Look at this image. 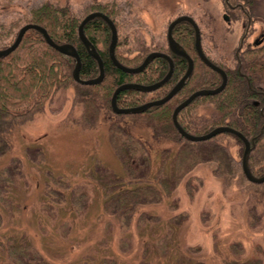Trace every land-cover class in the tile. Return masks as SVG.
Listing matches in <instances>:
<instances>
[{"label":"rangeland","instance_id":"1","mask_svg":"<svg viewBox=\"0 0 264 264\" xmlns=\"http://www.w3.org/2000/svg\"><path fill=\"white\" fill-rule=\"evenodd\" d=\"M43 1L65 7L81 20L84 13L91 10L92 1L110 0H0V25L11 30L8 38L0 36V39H9L16 29L18 31L20 26L17 25L25 20L30 9ZM112 1L121 9L119 19L123 22H128L130 8L132 11L140 8L137 0ZM157 1L167 6L171 0ZM207 5L195 4L197 9L190 11L198 17L206 7L207 13L214 15L210 22L217 27L219 35L225 27L217 17L219 8L215 10ZM157 18L149 20L152 32L165 27V14L160 17L161 21ZM124 28L122 25V35L127 31ZM214 46L210 48L208 44L209 52L219 55L218 50L213 52ZM120 48L127 55L129 50L138 47ZM58 87L51 89L42 108L0 126V151H4L0 167L4 164L9 173V176L0 173V184L11 178L12 186H34L33 189L38 186L39 191L45 187L58 188V198L64 196V199L55 204L58 207L55 220L66 224L60 234H67L82 244L86 241L84 235L94 238L95 233L100 232L97 237H103L107 232L109 224L100 214L104 210L110 213L112 207H106L113 203V196L123 194L136 183L146 188L150 186V192L133 200L135 204L142 201L145 206L141 216H136L139 219L126 221L123 213L129 206H122L124 218L117 225L120 230H112L121 231L124 237L111 264H175L183 256L200 254L206 257L207 264H239L232 256L243 253L264 259V186H247L248 180L238 172L236 158L242 144L232 138L221 143L216 135L195 141L162 138L161 132L156 134L148 129L143 116L135 118L132 113H115L90 102L91 91L87 84L68 80ZM200 106L198 114L207 117L208 107L205 103ZM127 133L137 134L139 140L127 138ZM157 136L162 140L156 139ZM4 141L7 144L4 145ZM225 148L232 159L224 155ZM254 153L253 165L257 166L264 161V153L261 150ZM216 159L223 162L228 174L213 170ZM216 173L225 186L216 183ZM200 181L201 184L204 181L203 186H197ZM209 183L212 186H206ZM114 221H117L115 216ZM110 231L105 234L108 235L106 247L115 244L116 234ZM45 234L39 235L38 242L47 251L48 258L55 259L51 264H85L81 247L53 251L48 247L51 240L57 244L61 241L52 238L51 235H55L52 230H46ZM225 257L230 260L223 262ZM38 259L30 257L28 264H38ZM198 261L190 264H200Z\"/></svg>","mask_w":264,"mask_h":264},{"label":"trees","instance_id":"2","mask_svg":"<svg viewBox=\"0 0 264 264\" xmlns=\"http://www.w3.org/2000/svg\"><path fill=\"white\" fill-rule=\"evenodd\" d=\"M89 7L91 10H104L107 7L112 12L116 10L115 2L110 1L95 2ZM24 18L25 20L20 22L17 25L18 27L28 22L38 24L46 29L54 42H68L75 47L80 57L79 75L81 78H92L98 74L96 60L88 54L78 38L77 25L80 17L73 15L65 7H58L48 1H43L39 6L31 8ZM4 28L3 25H0V36H4V39H6L9 37L11 30L9 27ZM83 30L103 62L104 74L101 81L95 84H87L91 91L88 96L89 101L99 103L100 107L110 109V97L114 89L121 83L127 81L153 82L162 75L166 68L164 62L153 60L140 72L129 73L123 71L109 57V28L106 22L100 17H93L83 24ZM16 33L17 29L9 39H0V48L9 45L15 38ZM190 46V54H195L193 40H191ZM120 53L121 51H117L115 47L114 54L117 60L126 66L137 65L144 55L143 53L129 57ZM252 57L253 59L247 63L251 76L250 83L260 81L264 85V51L254 53ZM73 65L74 59L72 56L60 52L47 43L37 29L28 28L16 48L0 57V126L3 127L11 120L13 121L31 111L42 108L43 101L51 89L59 88V85L68 80L73 81L71 74ZM194 72L195 74L181 91L187 95L191 89L198 87L201 81H214L216 79V74L202 64L196 63ZM246 85V76L232 79V83L230 81L227 90L207 96L218 97V112L198 122L197 117H194V113L190 109V113L186 116L187 124L195 128V132L202 133L218 124L228 123V125L240 130L246 136L250 134L256 136L257 149L264 150V107L260 109L261 105L257 107L248 103L245 104L246 106L243 105L244 97L247 95L245 90L248 89ZM186 89L190 90L186 91ZM143 95L144 92L135 89H123L116 94V103L119 106L135 105L142 101ZM180 98L173 96L161 105L150 106L145 111L132 113V115L135 118L143 116L148 129L156 134L161 132L164 135L161 136L162 138L170 137L171 140L182 138L171 121L173 106ZM200 98L202 97L196 99L199 100ZM194 122L197 123L195 126L193 125ZM126 137L132 139L136 137L138 139L137 134L132 136L127 133ZM156 139L162 140L158 136ZM5 141L4 145L7 144ZM7 151L8 149L5 152ZM176 154H178V151H176ZM2 155H4L3 150L0 151V157H3ZM6 170L8 169L3 164L0 167L1 175L7 174L9 176ZM12 181L13 179L10 178L0 184V264H28L30 261L28 258L34 256L39 258L38 264L55 262L54 258H48L47 251L38 242L40 240L39 235L42 237L43 232L45 234L46 230H52L55 233V235H51L52 238H58L61 241L57 244L51 240V245L48 244V247L53 251L58 250V252H61L63 249L69 251L70 247H74V249L81 247L84 254H80L85 255L83 257L85 264H111L112 258L117 254L118 245L122 243V237H124L121 231L117 233L112 229L117 228L120 230V226L117 227V225L119 220L122 217L124 218L123 214L126 216V221L128 219L129 221H136L137 214L141 216L142 211H145L143 210L145 206L142 201L140 204H135L133 200L141 199L147 192H150L149 190H152L150 186L146 188L136 183L129 190H125L123 194L118 193L117 197L113 196L114 199H111L114 200L113 203L111 201L112 204L106 207L107 209L112 207L110 213L108 214V210L107 212L104 210L100 214L105 216V222L109 224V227L106 228L108 234L109 230H111L110 234H116L114 237L116 238V245L113 243L114 247L112 245L106 247L105 239L108 236L105 235L106 231L103 233V237L101 235L97 237V233L100 232L95 233L94 238L88 234L84 235L85 244L77 243L73 237L69 238L67 234H60V230L63 232L66 224L63 221L59 223L55 220L56 215L54 214L58 213L57 205L64 199V196L58 198V188L55 186L45 187L39 191L38 186H35L34 189V186H12ZM129 182L130 185L131 180ZM119 190H121L120 187ZM60 193L62 195L63 191L61 190ZM124 205L129 207L122 214V206ZM77 210L75 208L74 212H77ZM70 215L72 214H66L68 217ZM114 216L117 218L116 222ZM43 238L46 239L47 237L44 236ZM85 249L88 250L87 253ZM79 252L80 249L78 254ZM247 255L243 253L242 255L232 256V258L234 257L239 264L264 263V259H256L254 254ZM175 256L177 259L179 257L178 253ZM195 260H199L198 263L200 264H207L206 257L201 254L191 257L183 256L179 259L183 264H190L191 261ZM229 260L225 257L223 262ZM75 262L80 261L76 260ZM178 262H175V264H178Z\"/></svg>","mask_w":264,"mask_h":264},{"label":"flooded vegetation","instance_id":"3","mask_svg":"<svg viewBox=\"0 0 264 264\" xmlns=\"http://www.w3.org/2000/svg\"><path fill=\"white\" fill-rule=\"evenodd\" d=\"M110 2H113V1L110 0ZM158 2L159 1L157 0H140V1L137 0V5H139L140 8L137 11H132V9L130 8V11H129L130 13L128 14V22L120 21L121 19H119V14L121 13V9L117 8V6L114 12L110 11L108 7L104 8V10L93 9V10H90L84 13V15L81 17L82 19L86 14L92 11H100L103 14L107 15L111 19V21L113 22L116 28L117 38H116L115 47L117 48V51L118 50L121 51L120 47H126V48H129L131 46L138 47L137 49L134 48L132 50H129V53L127 55L121 52L120 54L123 56L132 57V56H136L139 54H143L147 48H150V49L144 53L142 59L145 57L147 53L151 51H158L168 56V58L166 56H155L151 61L153 60H157L160 62L162 61L164 62L166 66L162 75L153 82L160 80L166 74L167 70L169 69V63H170L169 61H171L172 69H171V73L169 77L162 84H160L157 88L151 91L138 90L140 92H144V95L142 96V101L135 105H140L147 101L161 98L176 84V82L183 76V74L186 71V68H187L186 58L182 54L176 53L169 45L168 28L170 26V34H171L172 39L176 41L178 45H180L182 49H184V51L192 58V63H193L192 71L189 77H187L184 83L181 85V87L170 98L166 100V101L170 100L173 96L181 97L180 100H178L176 104L173 106V109L178 103L184 100L188 95H190L195 90H198L201 88L212 89V88L218 87L223 82V79H224L223 86L221 87V89L218 92L214 93V94H218L219 92H223L228 89V85L230 81L232 83V79L234 78L237 79L242 76L247 77L246 87L248 88L247 90H245L247 95L246 97H244L243 105L248 103L250 105L257 106V107L261 105V107L259 108L260 109L263 108L264 107V85L260 81L254 82L253 84L250 83L251 76L248 71L247 63L253 59L252 55L254 53H257V52L259 53V52L264 51V16H263L264 11L262 10L264 9V6H263L264 0H171L167 4V6H161L158 4ZM91 3L94 4L93 1ZM199 3L203 7L206 6V4H209L207 6L210 8H214L215 10H218L219 8V12H217V17H219L224 22V26H225L223 30L222 29L220 30V34L222 35L220 34L218 35L217 27L213 25V23L210 22L212 19L211 17H213L214 15L207 13L206 7H205V10H203V12L200 13L201 16L196 17L193 13H191L192 11H190V9L196 10L197 8L196 7L194 8V5L199 4ZM144 13H147V14L150 13L151 15L145 16ZM164 14H165V18L163 20V24H165L164 29L161 28L162 24H160L161 29H156L154 32H152L151 28L148 25L149 20L151 18H154V16H158L157 19L161 21V18L163 17ZM187 16L191 17L198 27L199 37H200V46H201L203 54L206 56V58L209 61H211L214 65H216L220 70H216L208 66L201 59V57L197 54V51L195 48L194 26L186 18ZM80 21L78 22V25ZM106 24L109 28V42H110L111 30L107 22ZM78 25H77V34H78ZM122 25L125 26L124 30L125 29L127 30L123 33V35L121 34ZM86 37L89 40L88 35H86ZM191 40H193V48H194L195 54H190L189 52V50L191 49L190 48ZM79 41L81 42L80 38H79ZM208 44L211 45L210 48H212V44H215L213 52L215 53L218 50L220 54L215 55V54L210 53L209 49L207 48ZM142 59L140 60V62L142 61ZM196 63L202 64L204 67L214 72L216 74V77H215L216 79L214 81H203V82L201 81L198 87H194L193 89L190 88L191 90L186 89V91L190 90V92L187 95L185 94V92L183 93L181 91L183 90L185 84L188 81H190L191 77L195 74L194 68L196 66ZM263 75H264V72H263ZM74 81L79 83L76 80ZM127 82H136L140 84L153 83V82L145 83V82H139V81H127ZM184 94L187 96H185ZM214 94H205V95L195 96L188 104H186L184 107H182L178 111L176 115V119L178 123L185 131L191 134H194V135L206 133L207 131L217 126H228V127L235 129L247 140L251 148L248 154V158H247V165H248V169L250 173L254 177L262 176L264 174V161L261 162V164H258L256 166V165H253V160H252L255 155L254 152H256L257 150L260 151L256 147V142H257L256 136L251 135V134L246 136L240 130L228 125V123L218 124L202 133L195 132V128L191 127L190 124H187L188 121H186V116L188 115V113H190L189 112L190 109H192L194 113V117H197L196 120L198 119V122L206 118L205 116L200 117V115L197 112V109H200L198 107L200 105L202 106L203 103H205L206 107H208L207 109L210 111L208 116H211L213 113L218 112V109H217V104L219 101L217 100L218 97H214V98L207 97V96H212ZM198 97H202V98L197 100L196 98ZM135 105H130V106H135ZM151 106H154V105H151ZM119 107H128V106H119ZM171 121H172L173 126L175 127L174 122L172 120V112H171ZM196 124L197 123L194 122L193 125L195 126ZM175 129L178 132L176 127ZM179 135L180 137L186 139L180 133ZM218 136L220 137L221 143L226 142V139L232 138V140L242 144V146H240L239 150L237 151L238 157L236 158V161L238 163L237 162L235 163H237V167H238L237 169L239 170L238 172L243 174L245 179L248 180L249 183L247 182V186H258L259 184H263L264 186V180L263 181L249 180L246 177L242 169V157H243V152H244V147H245L244 141L242 140V138L236 133H233L230 131H222L216 134V137ZM242 148L243 150H241ZM261 151L264 153V150H261ZM225 154H228L227 149L225 150L224 155ZM228 155H229V158H231L230 157L231 155L230 154ZM216 162L217 163L214 165L216 167L215 169H213L215 172L219 171V173H222V174L229 173L228 169L224 167L223 162L221 164V162L218 159H216ZM203 171H204V174L208 173L207 168H204ZM215 177L217 179L216 183L219 186H222V185L225 186L224 182L222 184L220 175L216 173ZM214 181L215 180L212 179L213 183ZM203 185H204V181L202 184H201V181L198 182L197 184V186H203ZM206 186H212V185H210L209 183ZM219 209L221 210L222 208L219 207Z\"/></svg>","mask_w":264,"mask_h":264},{"label":"water","instance_id":"4","mask_svg":"<svg viewBox=\"0 0 264 264\" xmlns=\"http://www.w3.org/2000/svg\"><path fill=\"white\" fill-rule=\"evenodd\" d=\"M93 17H101L102 19H104L111 30V37H110V42L108 45V52H109V57L111 59V61L120 69H122L123 71L129 72V73H135V72H139L141 71L155 56H166L165 54L158 52V51H151L149 53H147L145 55V57L142 59V61L136 65V66H126L124 64H122L121 62H119L116 58V56L114 55V48H115V43H116V38H117V32H116V28L113 24V22L111 21V19L103 14L100 11H92L88 14H86L80 21L79 25H78V36L81 40V42L83 43L86 51L88 52V54H90L97 62L98 65V74L92 78H81L79 76V69H80V57L78 55V52L76 51L75 47L68 42H63V43H56L54 42L50 36L48 35L46 29L38 24L35 23H25L22 26H20V28L17 31V34L14 38V40L12 41V43L10 45H8L7 47L4 48H0V57L4 56L6 54H8L10 51L14 50L16 48V46L18 45L23 33L25 32V30H27L28 28H35L37 29L45 38L46 42L49 43L51 46H53L55 49L59 50L60 52L70 55L73 57L74 59V65L71 71L72 74V78L76 81H78L79 83L82 84H95L101 81V79L103 78V74H104V68H103V62L101 60V57L99 56L98 52L96 51L94 45L88 40V38L86 37V35L83 32V24L88 21L89 19L93 18ZM194 26V30H195V48L197 51V54L201 57V59L211 68L216 69V70H220L216 65H214L211 61H209L206 56L203 54L201 46H200V37H199V31H198V27L196 25V23L194 22V20L191 17H186ZM168 40H169V45L170 47L176 52V53H180L182 54L186 60H187V68L185 73L183 74V76L176 82V84L161 98L155 99V100H151V101H147L143 104L140 105H135V106H128V107H119L116 104V94L123 90V89H135V90H142V91H151L155 88H157L160 84H162L170 75L171 73V69H172V63L171 61H169V69L167 70L166 74L158 81L153 82V83H149V84H140V83H136V82H124L121 83L120 85H118L111 97H110V106H111V110L115 113H138V112H142L145 109H147L148 107H150L151 105H158L163 103L164 101H166L168 98H170L180 87L181 85L184 83L185 79L187 77H189L191 71H192V58L184 51V49H182V47L180 45H178V43L176 41H174L171 37L170 34V26L168 28ZM168 58V56H166ZM224 82V79H223ZM223 82L215 88L212 89H207V88H201L198 90H195L194 92H192L190 95H188L184 100H182L180 103H178L173 111H172V120L174 122L175 127L177 128L178 132L183 135L186 139L188 140H204L207 139L213 135H216L222 131H230L233 133H236L237 135H239L242 140L244 141V152H243V157H242V169L246 175V177L249 180H253V181H263L264 180V174L260 177H254L252 176V174L250 173L249 169H248V165H247V158H248V154L250 151V146L249 143L247 142V140L235 129L228 127V126H217L212 128L211 130L207 131L206 133L203 134H199V135H194L191 134L187 131H185L180 124L178 123L177 119H176V115L178 113V111L184 107L186 104H188L195 96L197 95H205V94H214L216 92H218L221 87L223 86Z\"/></svg>","mask_w":264,"mask_h":264}]
</instances>
